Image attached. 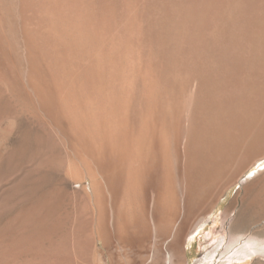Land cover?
Listing matches in <instances>:
<instances>
[{"label":"bare ground","instance_id":"bare-ground-1","mask_svg":"<svg viewBox=\"0 0 264 264\" xmlns=\"http://www.w3.org/2000/svg\"><path fill=\"white\" fill-rule=\"evenodd\" d=\"M22 1L25 6L31 3ZM209 1L210 20L219 22L201 58H189L198 84L186 107L178 103L170 111L162 100L147 104L139 116L141 110L135 106L131 114L135 119L128 118L114 128L107 116L94 129L85 115L86 121L66 122L62 101L66 91L59 72L53 83L47 79L32 92L39 99L40 114L44 112L69 141L76 162L67 174L76 179L79 171H85L91 179L94 201L89 229L92 236L96 234V245L107 248L110 264H180L183 239L190 232L191 242L206 227L224 186L255 178L264 170V158L257 157L264 153V66L260 63L264 58V0ZM61 13L62 0H55L57 26ZM60 37L57 32L52 46L56 53L61 52ZM31 125L19 128L2 167L3 174L20 172L11 187L14 202L0 214L2 260L28 244L31 247L41 227L49 226L53 212L60 214L64 228L76 226L70 219L79 193L68 189L69 177L60 173L62 150L46 125L43 129ZM233 208L236 212L229 218ZM262 218L264 176L249 181L226 208L222 222L225 227L230 219L229 240L213 243L197 262L234 264L264 256V225L258 229ZM51 258L52 263L61 264L54 255Z\"/></svg>","mask_w":264,"mask_h":264},{"label":"rangeland","instance_id":"rangeland-1","mask_svg":"<svg viewBox=\"0 0 264 264\" xmlns=\"http://www.w3.org/2000/svg\"><path fill=\"white\" fill-rule=\"evenodd\" d=\"M5 1L0 0V214L14 202L11 187L20 173L13 170L3 174L2 167L19 128L29 124L37 129H50V136L55 138L58 150H62L60 173L63 177H69L66 186L70 191L78 192L80 197L74 200L76 209L70 219L74 223L76 221L73 229L64 228L60 214L53 212L49 226L41 227L47 233L40 230L31 247L28 244L14 251L4 258L6 261L0 259V264H58L49 261L53 255L61 264H110L107 248L96 245V234L92 236L89 229L94 201L92 185H89L91 179L85 171H79L76 179L70 178L68 174L76 158L69 141L44 112L40 114L39 99L32 92L37 86L45 85L47 79L53 83V76L59 72L63 90L67 92L62 100L66 122L78 123V119H87L86 122L91 124L87 123L89 127L94 129H98L99 123L107 116L114 128L124 125L128 118L135 119L134 114L131 116L135 106H139V113L141 110L139 116L143 115L147 104L161 103L162 100L170 111L178 103L186 107L193 94L195 97L198 84L196 67L190 64L189 58H201L211 31L219 21L216 19L214 23L210 20L209 0H62L61 22L57 26L55 0H30L29 6H25L22 0ZM220 7L216 8L221 10ZM57 32L61 35L62 43L59 53L53 49ZM31 48L32 55L29 53ZM260 63L264 66V58ZM28 88L33 91H25ZM27 93L32 94L30 97L34 104L37 103L36 107L28 99L30 97L26 98ZM109 114H112L111 117ZM257 157L264 158V153ZM263 176L264 170L255 178L224 186L207 218L206 227L196 233L191 242L190 232L183 239L180 264H199L197 261L206 254L208 247L215 242L229 240L230 219L225 227L222 222L226 208L243 192L249 181ZM89 191L91 193H87ZM59 200V197L56 198V202ZM233 210L229 218L234 216L236 209ZM263 225L264 218L260 220L258 229ZM234 264H264V256L254 255L251 259Z\"/></svg>","mask_w":264,"mask_h":264}]
</instances>
